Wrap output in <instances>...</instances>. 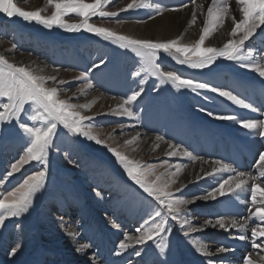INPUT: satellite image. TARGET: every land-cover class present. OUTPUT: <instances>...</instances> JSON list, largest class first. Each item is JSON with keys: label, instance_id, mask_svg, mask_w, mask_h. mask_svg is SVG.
I'll use <instances>...</instances> for the list:
<instances>
[{"label": "rangeland", "instance_id": "1", "mask_svg": "<svg viewBox=\"0 0 264 264\" xmlns=\"http://www.w3.org/2000/svg\"><path fill=\"white\" fill-rule=\"evenodd\" d=\"M85 2L92 3L93 0H85ZM130 2L131 0H120L115 7H112L110 3L107 10L116 11ZM146 2L153 6L159 4L170 8L179 7L188 0H146ZM17 6L28 11L44 9L42 14L45 16H50L54 11L47 4V0H27L23 3L18 2ZM166 12L171 11L163 13ZM150 15H155L151 8L130 10L120 13L114 19L93 17L90 23L139 39L159 40L150 38L147 30L142 31L147 35L146 37L140 34V26L146 27L160 16L156 15L155 19H150ZM64 19L70 23L81 21V18L75 14H70ZM117 20L121 22L117 23ZM202 23L204 24V21L198 22V27H201ZM126 25L130 26L125 30ZM200 34L201 32L193 34L192 39L184 34H178L168 40L182 36V44H193L199 39ZM2 43L10 46L8 52L13 57L28 62L29 69L32 68L40 74L39 71L42 68L52 76H56L57 80L68 81L69 83L65 85L53 84L49 81L47 86L67 89L61 92L60 98L66 100L71 98V103L84 104L89 94H99L100 97L109 99L115 97L114 100L119 102L121 98L139 86L138 78L134 79L131 75L138 67L137 59L132 53L120 50L110 42L83 31L70 33L57 27L46 29L34 21L28 23L19 17L8 18L0 13V45ZM13 43L17 46L15 50L12 49ZM205 46H212L208 38ZM256 49L262 50L264 45L257 43ZM33 59L44 65L36 69L32 65ZM100 59L108 61V64L106 67L102 65L89 72L93 87L84 89L83 92L78 91L83 86V82L75 80V77L80 72L88 71ZM162 63L165 69L233 90L245 99L250 98L257 90L264 91V82L246 76L242 68L235 63L218 61L221 68L211 75L206 74L207 70L201 73L177 65L170 58L163 60ZM53 68L61 70L55 72ZM156 84L157 81L150 79L144 85L143 96L133 105L137 119L130 120L111 114L96 115L94 123L97 125L96 130L103 133L101 138L107 139V134L113 133L115 129V138L119 141L108 140V143L120 146L123 143L122 140L130 136L134 130H138L145 137L157 135L165 137L168 141L187 148L193 154L199 147L210 144L221 148L236 144L238 150L248 148L249 151L246 153L253 152L255 138L258 136L249 134L247 130L240 128L232 121L214 120L200 111V108L232 113L247 119V114L243 110L217 97L214 93H202L198 96L187 90L176 92L170 86H162L157 92L154 88ZM206 96H211L213 99L211 101L205 99ZM94 104L90 110H81L82 114L99 113L94 111ZM111 110L108 112L111 113ZM71 139L73 138L63 135L57 139L56 143L61 145V149L67 148L68 152L57 151L55 148L50 152L45 188L35 199L30 212L19 219L7 220L6 226L0 228V264H71L66 257L65 248L68 246V249L73 250L74 246H71L73 242L76 245L90 244V253H99L101 264H104L103 254V258L108 255L112 262L121 261V264H124L125 259L126 264H159L151 242L143 246L146 252L143 257L132 255L131 253L135 250L132 248L122 256L115 255L120 242L116 238L118 232L115 230L120 228L119 233L137 234L135 230L140 226L144 208L147 206V200L143 198L146 194H141L105 147L83 138H79L81 142L78 144H70ZM24 148L25 141L16 136L0 141V176L6 174L9 165L22 155ZM121 150L126 153L125 148ZM69 155L74 162H70ZM131 155H129L130 158L142 164L146 163L145 155L140 158L136 154ZM165 161L173 163L172 159H166L148 164L160 165ZM178 161L177 163H183ZM42 167L37 162L25 165L21 173H16L9 178L10 182L5 187L12 189L18 185L22 175L40 171ZM163 171H165L164 168L157 174ZM204 189L202 184H193L184 189L183 195L191 197L202 194ZM216 207L217 205L213 206V208ZM190 208L193 223L196 225H201L200 222L212 216L208 208L204 209L199 204H194ZM68 229L73 231L72 234ZM172 229L167 238L168 254L159 259L167 260L168 264H206L209 258L195 251L189 238L182 235L179 226L173 223ZM192 235L204 246L214 245L210 248L212 250L220 246L205 235L199 233ZM108 247H112L115 250L114 253L106 254ZM14 248L16 253L12 255Z\"/></svg>", "mask_w": 264, "mask_h": 264}, {"label": "snow or ice", "instance_id": "2", "mask_svg": "<svg viewBox=\"0 0 264 264\" xmlns=\"http://www.w3.org/2000/svg\"><path fill=\"white\" fill-rule=\"evenodd\" d=\"M18 2L23 3L27 0H0V13L8 18L19 17L28 23L34 21L46 29L57 27L70 33L83 31L110 42L120 50L132 53L137 59L138 67L131 75L134 79L138 78L139 86L121 98L111 113L84 115L81 110H90L95 101L84 104L71 103V98L69 100L60 98L61 92L67 89L47 86L49 81L58 85H65L69 83L68 81L57 80L56 76L38 74L26 66L11 63L4 55H0V141L13 136L25 141L22 155L9 165L4 176H0V228L6 226L7 220L19 219L33 208L35 199L45 188L50 152L54 148L57 151L68 152L67 148L61 149V145L56 143L57 139L63 135L73 138L69 141L70 144H78L81 142L79 138H83L105 147L115 157L124 173L137 186L141 194H146L143 198L147 200V206L144 208L141 224L135 230L137 234H124L115 251L116 256H122L132 248L135 249L132 255L143 257L146 255L143 246L151 242L159 264H168L167 260H160L159 257L168 254L167 238L173 230L172 224L175 223L179 226L182 235L189 238V242L199 255L207 258L220 257L208 259L206 264H228L227 254L235 251L234 248L224 245L210 250L192 235L203 232L209 227L219 228L226 232L232 229L237 230L239 234L234 238L242 242L250 241L253 250L245 254L243 264H264V152L257 154L258 159L255 163L259 171L256 175L237 170L230 163L221 160L212 161L214 166L211 171L201 169L202 174H197L195 181H189V183L216 178V185L202 194L189 197L183 195L187 184H182L173 191V185L177 184L182 170L187 167L186 164H170L168 161L159 166L142 164L121 150L140 139L139 132L131 139L125 140L123 145L113 146L108 143V140L115 141V129L113 133L107 134V139H102L103 133L96 130L97 125L94 123L96 115L111 114L137 119L133 105L143 96L144 85L150 79L157 81L154 86L157 92L162 86H170L176 92L187 90L198 96L202 93H214L217 97L223 98L240 109L252 113L261 112L260 108L233 90L217 87L209 82L165 69L162 61L170 58L175 64L185 66L187 69L201 73L207 70L208 75L220 70L221 65L217 63L218 61H227L264 79V54H262L264 49H256L257 43L264 45V27H262L264 26V0H235V7L229 0H211L199 39L193 44H182V36L166 41L139 39L96 26L90 23V20L93 17L114 19L122 12L150 8L155 12V15H150V19H155L156 15H162L164 11L177 12L187 8L189 4L195 5L196 0H188L179 7L170 8L159 4L153 6L146 0H131L125 7L116 11H110L107 8L110 3L112 7H115L120 0H93L92 3L85 2V0H47V4L54 9L50 16L42 14L44 9L23 10L17 6ZM196 7L202 9L203 6L197 5ZM237 10L239 18L234 14ZM70 14L80 17L81 21L79 23L66 22L64 18ZM228 19L231 20L232 27L227 33L229 38L222 47L205 46L209 35L223 28ZM196 20V9H193L191 24H195ZM16 47L13 43L12 49L15 50ZM107 64L108 61L100 59L88 71L80 72L75 77V80L83 82V86L78 91L91 89L93 82L89 72L102 65L106 67ZM60 70V68H53L55 72ZM113 99L116 98L113 97ZM205 99L211 101L213 97L206 96ZM200 111L214 120L232 121L240 128L247 130L249 134L264 139V119H242L232 113L205 108H200ZM60 129L64 131H58ZM156 140L164 141L168 145L165 153L168 158L181 156L192 162L200 159L187 148H182L165 137L157 135ZM68 158L70 162H74L71 161L70 155ZM31 162L41 164L42 170L22 175L18 185L7 189L5 185L10 182L9 178L16 173H21L25 165ZM158 167H164L165 171L157 174ZM224 173L229 175L224 178L222 176ZM246 193L250 194L247 200L248 215L242 219L235 216L217 215L205 219L201 225L193 223L192 209L189 206L197 201L205 203L216 201L221 204L235 205L237 200L244 202L243 196ZM223 197L229 199L223 200L221 199ZM250 221H255V223L249 229ZM89 247L90 244L86 243L81 245L77 251H83ZM15 253L14 248L12 255ZM254 256L258 259H254ZM92 264H95L94 258Z\"/></svg>", "mask_w": 264, "mask_h": 264}, {"label": "bare ground", "instance_id": "3", "mask_svg": "<svg viewBox=\"0 0 264 264\" xmlns=\"http://www.w3.org/2000/svg\"><path fill=\"white\" fill-rule=\"evenodd\" d=\"M229 2L233 5V7H235V0H229ZM210 4H211V0H199L198 2H196L195 5H191V6L189 5V7L185 8L184 10L177 11V12L171 11V12L163 13L156 20L147 24L146 27L144 26L145 29L144 27L140 26L139 27L140 34L141 35L144 34L143 32H146L145 30H147L148 31L147 34L149 35L150 38L152 37V38L159 39V40H168L178 34H184L189 38L191 37L192 39L193 34H197L198 32H201L202 30L201 27L202 25L204 26V24L202 23L201 27H198L197 24L198 22H202V21H204L205 23V20L207 17V8L209 7ZM197 5H202L203 6L202 9L197 8L196 7ZM193 9H196V15H197L195 26L194 24H191V15H192ZM234 14L237 16V18H239L238 10ZM129 26L130 25H126L125 30ZM231 27H232L231 20L230 19L226 20L225 26L223 28H220L217 31H214L209 35L208 39L210 40V44L215 47H222L223 43L226 42L227 39L229 38L227 33L230 31ZM144 36L146 37L147 35L144 34ZM9 50H10L9 45L4 44V43L0 45V54L4 55L11 63L23 65L26 67L28 66V62L24 61L23 59L13 57L11 53L8 52ZM32 65L37 69V67H41L44 64L33 59ZM40 69L43 70V71L41 70L39 71L40 74L45 75V76H52V74H50L49 72L47 73L44 69L42 68ZM242 71L244 72L246 76L253 78V79H257L258 81L264 82V79L259 78L257 74L250 72L246 69H242ZM87 97L88 98L87 100H85V103H91L95 101L94 111L96 112L99 111V113H107L109 110L116 108L117 104L120 102V101L119 102L115 101L114 99L100 97L99 94H93V95L89 94L87 95ZM247 100H249L256 107L261 109V112H257V113H252L248 110L241 109L247 114V117H248L247 119H254V120L264 119V91L262 90L255 91L252 94V96H250V98H248ZM122 118H125V117H122ZM137 132L140 133V139H138L133 145L126 147L127 150L125 148L126 154L128 156L131 154L134 156L136 154L140 158L143 155H145L144 159L146 163H152L154 161H164L166 159H172L173 163L171 164H186L187 165V167L182 170V173L180 174L178 178L177 184L173 185V190H175L176 187H179L182 184H187V187H190L193 184H202L203 187L205 188L204 192L208 190L209 188L214 187L216 185V178H207L204 180H200L198 183L196 182L189 183V181H195L197 174H202L200 171L201 169H203L204 171H211L212 167L214 166L212 165L211 162L214 160H221L223 162L230 163L237 170H243L246 172H250L253 175H256L258 174V171H259L255 163L256 159H258L257 154L259 152H264V139L256 137L255 138L256 141L254 142L255 146L252 149L253 152L246 153L247 151H249L248 148L238 150V148H236V144H233L232 146L225 145L222 148L218 147L215 144H210V145L203 146V147L198 146L199 148L195 151L194 155L199 157L200 159L196 160L195 162H192L188 160L187 158H182L181 156L168 158L165 155L166 151L168 150V145L164 143V141H157L156 137H153V136L145 137L142 134V132L138 130H134V132H132L130 136L122 140V142L124 143L125 140L131 139ZM240 137L243 138V136H240ZM115 141H119V140L115 138ZM123 143H121V145H123ZM156 145H159V147H156ZM133 149H135L134 150L135 152L133 151ZM178 160L183 161V163H177ZM205 161H207V163H205ZM163 168L164 167H158L157 173L159 170ZM228 175H229L228 173L222 174L224 178H226ZM203 183H207L208 185H205ZM249 183H251V181ZM92 192L94 191L92 190ZM249 195L250 194H247V193L244 194L243 196L244 202L237 200L235 205L221 204L216 201H208L207 203L203 201H197L195 204H199L203 206L204 209L208 208L209 209L208 212L212 213V216L210 215V217L217 216V215H226V216H235V217L242 219L243 217L248 215L247 208L249 205L247 203V200H248ZM221 199L228 200L229 198L223 197ZM193 205L194 204L190 205L189 207H192ZM216 205L217 207L213 208V206H216ZM203 223L204 222H200V224H203ZM253 223H255V221H250L249 229ZM119 229L120 228H117V230H115L116 232H118V237L116 238H118V241H121L125 233L124 234L122 232L119 233ZM217 229L218 228L209 227L205 231L199 232V234L205 235V237L212 239L214 242H216L220 246L224 245V246H229L235 249L234 252H230L227 254L228 264H243V257L245 256V254L253 251L251 248L250 241L242 242V241L235 239L234 237L239 234L237 230L235 229H232L230 232H226L222 229H219V230ZM68 231L70 234H72L73 232L72 230H69V229ZM248 235L250 236V231L248 232ZM81 245L83 244L76 245V243L73 242V244L71 245V246H74L73 250L68 249V246L65 248V250L67 251L66 257L69 259L71 264H92L93 258L95 259V264H101V260L98 257L100 256L99 253H95V254L92 252L90 253L91 247L83 251H77V249ZM213 246L210 245L206 247L210 249ZM114 251L115 250L112 247L111 248L108 247L106 254L110 255V253L112 254L114 253ZM103 255H102V261L104 259L103 261L104 264H121V261L112 262V260L107 258L108 255H106L105 257L106 259L103 258ZM218 258L220 257H211L209 259H218ZM254 259H258V257L254 256ZM125 260H124V264H126Z\"/></svg>", "mask_w": 264, "mask_h": 264}]
</instances>
